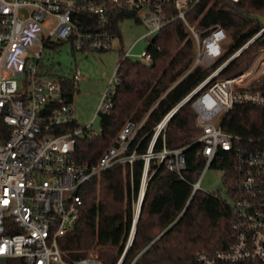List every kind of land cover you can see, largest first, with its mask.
Masks as SVG:
<instances>
[{
	"label": "built area",
	"instance_id": "1",
	"mask_svg": "<svg viewBox=\"0 0 264 264\" xmlns=\"http://www.w3.org/2000/svg\"><path fill=\"white\" fill-rule=\"evenodd\" d=\"M202 1L0 0V264L9 258H22L23 264H102L94 253L69 260L60 246V239L80 219L82 187L120 162L132 167L137 158H143L139 208L151 178L152 160L183 178L189 145L168 148L164 141L158 150L155 145L161 135L165 138L171 118L187 101H192L202 130L196 142L206 159L193 193L204 191L203 176L221 148L233 153L237 175V190L231 196L233 242L224 250L199 252L194 264H264V147L245 143L239 134L222 128L224 118L237 104L264 108V46L247 68L218 79L223 69L264 38V24L154 127L145 154L129 153L145 119L139 123L129 120L114 143L92 163L78 162L75 154L79 137L97 134L90 130L95 119L85 128L79 127L74 100L68 99L61 79L41 75L37 62L28 63L24 57L40 43L35 52L38 61L51 39L67 40L78 52L110 50L113 34L108 25L116 12L123 11L137 15L148 29L145 38L155 36L170 22L182 21L193 40V67H209L231 44L220 24L203 29L189 20ZM130 55L131 50L124 57ZM142 55L151 58L148 50ZM81 77L78 68L73 74L76 87ZM109 81L95 116L109 113L114 106L112 96L120 83L117 70ZM130 234L116 264L125 262L135 236ZM137 258L129 264H135Z\"/></svg>",
	"mask_w": 264,
	"mask_h": 264
},
{
	"label": "trees",
	"instance_id": "2",
	"mask_svg": "<svg viewBox=\"0 0 264 264\" xmlns=\"http://www.w3.org/2000/svg\"><path fill=\"white\" fill-rule=\"evenodd\" d=\"M128 16L133 15L116 12L108 25L113 35H121L120 22ZM260 16H264V0H203L195 7L189 14L192 23L203 29L220 24L232 40L230 49L209 67H193V40L180 20L168 23L150 39V63L122 58L117 68L120 83L112 96L114 106L109 113L100 115L101 133L78 138L77 161L96 162L129 120L139 123L145 119L129 151L145 154L154 127L261 28ZM262 46L264 38L258 39L223 69L218 79L247 68ZM59 77L68 99L73 101L77 90L73 78ZM222 128L239 134L245 143L264 147V108L237 104L224 118ZM166 131L165 138L161 135L155 148L161 149L164 141L168 148L189 145L187 167L181 178L164 164L159 165L156 159L150 162L151 178L124 264L135 257H138L135 264H194L199 252L224 250L233 242L231 203L206 190L193 193V184L202 174L206 159L196 142L202 130L197 125L192 101H187L174 113ZM233 162V153L221 148L211 163V167L224 171L223 180L231 196L237 190ZM144 170L145 160L137 158L132 167L120 162L86 182L80 191L83 201L80 219L75 228L60 239L66 258L71 260L94 253L102 264L117 263L131 235L134 204L138 201ZM23 263L22 258L5 261V264Z\"/></svg>",
	"mask_w": 264,
	"mask_h": 264
},
{
	"label": "rangeland",
	"instance_id": "3",
	"mask_svg": "<svg viewBox=\"0 0 264 264\" xmlns=\"http://www.w3.org/2000/svg\"><path fill=\"white\" fill-rule=\"evenodd\" d=\"M120 30L121 35H113L112 49L110 50L78 52L67 40L61 42L51 39L43 48L38 61L35 58V52L40 50V43L33 45L30 48L31 51L24 55L28 63L35 64L37 62L39 72L45 73L47 77L69 76L73 78L74 72L81 68L82 77L77 81V90L74 95L75 115L78 126L81 128H85L95 119L90 130L97 134L101 133V116H95V114L101 104L102 95L110 84L109 80L122 58L131 50L130 57L132 59L150 63V60L142 54L148 50L152 37L145 38L148 29L137 19V15L133 14V16L124 18L120 22ZM231 43V38H228L227 44ZM223 176V170L215 167L208 168L202 179V188L204 191L215 193L231 203L233 199ZM138 204L139 199L134 204L135 214Z\"/></svg>",
	"mask_w": 264,
	"mask_h": 264
},
{
	"label": "water",
	"instance_id": "4",
	"mask_svg": "<svg viewBox=\"0 0 264 264\" xmlns=\"http://www.w3.org/2000/svg\"><path fill=\"white\" fill-rule=\"evenodd\" d=\"M259 18H260L261 23L264 24V16H260ZM142 203H143V200L140 203V206H139V208H138V210L136 211V214H135V221H134L133 229H132L133 234L135 233V229H136V225H137V222H138V219H139V213H140V210H141V207H142Z\"/></svg>",
	"mask_w": 264,
	"mask_h": 264
},
{
	"label": "crops",
	"instance_id": "5",
	"mask_svg": "<svg viewBox=\"0 0 264 264\" xmlns=\"http://www.w3.org/2000/svg\"><path fill=\"white\" fill-rule=\"evenodd\" d=\"M117 68H118V66H117ZM116 70H117V69H116ZM116 70H115V71H116ZM115 71H114V72H115ZM113 74H114V73H113ZM113 74H112V75H113Z\"/></svg>",
	"mask_w": 264,
	"mask_h": 264
}]
</instances>
